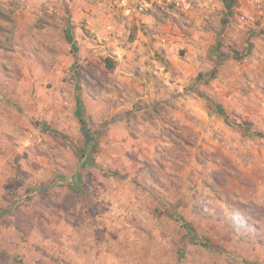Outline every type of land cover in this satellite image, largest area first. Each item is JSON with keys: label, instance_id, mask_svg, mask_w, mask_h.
I'll return each mask as SVG.
<instances>
[{"label": "rangeland", "instance_id": "obj_1", "mask_svg": "<svg viewBox=\"0 0 264 264\" xmlns=\"http://www.w3.org/2000/svg\"><path fill=\"white\" fill-rule=\"evenodd\" d=\"M213 2L0 0V264H264V0Z\"/></svg>", "mask_w": 264, "mask_h": 264}, {"label": "crops", "instance_id": "obj_2", "mask_svg": "<svg viewBox=\"0 0 264 264\" xmlns=\"http://www.w3.org/2000/svg\"><path fill=\"white\" fill-rule=\"evenodd\" d=\"M93 2V0H83V2L78 0H68L69 5L67 6V12L70 14L71 20L66 25H68L70 29L75 30V34L73 35L78 41H89V38L85 36V32L83 30V28H85L86 30H91L93 33H96V37L100 42L103 40L105 41V39H109L108 41L110 45L119 46L118 44L121 43L123 38L121 31L122 24L118 25L116 21L112 20L110 13L114 11L111 8H107L101 3H97L95 5ZM217 5L218 4H216V6ZM221 7V5H218L219 9ZM114 13L117 14L116 12ZM139 18L141 19V23H148L149 25L152 23L149 16L136 14L135 16L131 17L133 21L132 24L135 23V27H139V25H141ZM250 33L251 30L249 29L245 32V36L249 35ZM209 35L211 34H206L207 37ZM251 35H253V33ZM216 42L217 39L212 37L210 44L214 46ZM185 46L187 47V56L190 59L192 53H194L193 50H196V48L193 46V44H185ZM197 50H199V48H197ZM115 54L119 56V59H116L119 61L122 56L121 48H118ZM119 69L120 67H118L116 71H119Z\"/></svg>", "mask_w": 264, "mask_h": 264}, {"label": "built area", "instance_id": "obj_3", "mask_svg": "<svg viewBox=\"0 0 264 264\" xmlns=\"http://www.w3.org/2000/svg\"><path fill=\"white\" fill-rule=\"evenodd\" d=\"M114 9L121 14H132L136 12H148L152 8H159L163 11H170L176 8L188 12L192 9L206 8L215 12L216 3L214 0H110ZM264 5V2H263Z\"/></svg>", "mask_w": 264, "mask_h": 264}, {"label": "trees", "instance_id": "obj_4", "mask_svg": "<svg viewBox=\"0 0 264 264\" xmlns=\"http://www.w3.org/2000/svg\"><path fill=\"white\" fill-rule=\"evenodd\" d=\"M106 67L109 70H114V65L109 60H106Z\"/></svg>", "mask_w": 264, "mask_h": 264}]
</instances>
